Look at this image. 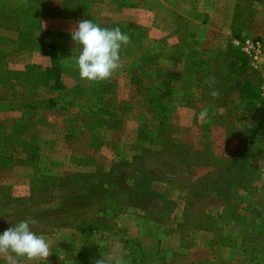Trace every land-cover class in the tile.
<instances>
[{
    "label": "rangeland",
    "instance_id": "obj_1",
    "mask_svg": "<svg viewBox=\"0 0 264 264\" xmlns=\"http://www.w3.org/2000/svg\"><path fill=\"white\" fill-rule=\"evenodd\" d=\"M80 20L130 37L107 80ZM3 156L0 231L49 245L21 264H264V0H0Z\"/></svg>",
    "mask_w": 264,
    "mask_h": 264
},
{
    "label": "clouds",
    "instance_id": "obj_2",
    "mask_svg": "<svg viewBox=\"0 0 264 264\" xmlns=\"http://www.w3.org/2000/svg\"><path fill=\"white\" fill-rule=\"evenodd\" d=\"M70 36L77 45L74 53L79 77L93 82L107 80L117 71L121 49L130 43L129 35L119 27H101L92 20L78 21ZM206 115V110L202 111L199 118ZM0 253H10L8 264H21L22 259L43 260L50 254L46 238L31 230L29 220L0 231Z\"/></svg>",
    "mask_w": 264,
    "mask_h": 264
},
{
    "label": "trees",
    "instance_id": "obj_3",
    "mask_svg": "<svg viewBox=\"0 0 264 264\" xmlns=\"http://www.w3.org/2000/svg\"><path fill=\"white\" fill-rule=\"evenodd\" d=\"M59 66H55V70H57L56 68H58ZM59 69V68H58ZM47 72V71H46ZM6 73H8V72H6ZM3 80V79H2ZM4 83V82H3ZM2 83V84H3ZM4 85V84H3ZM58 88H60L61 90L63 89V85H61V81L58 79V84L56 85ZM211 90L210 91H208V93H210L211 94ZM213 93H214V91H213ZM189 95V94H188ZM206 96H204L203 98H205ZM189 102V101H188ZM222 106H224V105H222ZM22 116H23V114H21V117L18 119V120H20L21 118H22ZM2 159H5V157L3 156L2 158L0 157V162L2 161ZM10 160V163H11V165L13 164V159H9ZM237 161H235V165L237 166ZM235 167H233V170H235V175H236V177L235 178H237L236 180H235V178L234 179H232L231 177H228L227 179H226V181H225V188H224V190L226 191V192H228L230 195H232V193H234L235 192V190H231L230 191V188L232 187V185L233 184H237L238 183V180H239V178H241L242 177V175H240V173L238 172V170L237 169H234ZM249 210H251V209H249ZM252 211H254V213H256V212H259L258 211V209L256 208V207H254L253 209H252ZM254 213H252V216H253V214ZM254 221H256V219H254V218H252ZM261 226H263V223H258L255 227H252V228H249V230H250V233H256L257 235H255V236H252V239H251V241L252 242H256L257 241V237L259 238L260 237V239L262 240V241H264V231H263V229H261L260 227ZM249 226L247 225V228H248ZM260 232H262L263 234L261 235V233ZM254 252V251H253ZM258 255V256H260V257H262L263 255H264V249H263V252L261 251V250H259V252H257L256 250H255V254L253 253V255Z\"/></svg>",
    "mask_w": 264,
    "mask_h": 264
},
{
    "label": "built area",
    "instance_id": "obj_4",
    "mask_svg": "<svg viewBox=\"0 0 264 264\" xmlns=\"http://www.w3.org/2000/svg\"><path fill=\"white\" fill-rule=\"evenodd\" d=\"M246 51H254L256 49H259V43H253L249 40H247L244 45Z\"/></svg>",
    "mask_w": 264,
    "mask_h": 264
},
{
    "label": "crops",
    "instance_id": "obj_5",
    "mask_svg": "<svg viewBox=\"0 0 264 264\" xmlns=\"http://www.w3.org/2000/svg\"><path fill=\"white\" fill-rule=\"evenodd\" d=\"M52 12L55 11V10H51Z\"/></svg>",
    "mask_w": 264,
    "mask_h": 264
}]
</instances>
